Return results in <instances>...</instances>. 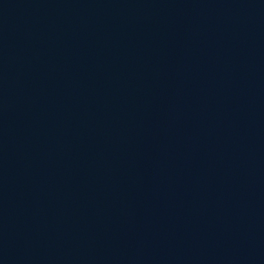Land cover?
Returning <instances> with one entry per match:
<instances>
[{"label":"water","instance_id":"obj_1","mask_svg":"<svg viewBox=\"0 0 264 264\" xmlns=\"http://www.w3.org/2000/svg\"><path fill=\"white\" fill-rule=\"evenodd\" d=\"M0 264H264V0H0Z\"/></svg>","mask_w":264,"mask_h":264}]
</instances>
